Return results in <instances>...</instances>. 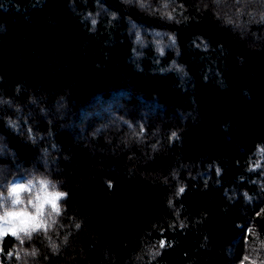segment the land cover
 Listing matches in <instances>:
<instances>
[{
    "label": "trees",
    "instance_id": "obj_1",
    "mask_svg": "<svg viewBox=\"0 0 264 264\" xmlns=\"http://www.w3.org/2000/svg\"><path fill=\"white\" fill-rule=\"evenodd\" d=\"M260 149L264 0H0L2 264H264Z\"/></svg>",
    "mask_w": 264,
    "mask_h": 264
},
{
    "label": "snow or ice",
    "instance_id": "obj_2",
    "mask_svg": "<svg viewBox=\"0 0 264 264\" xmlns=\"http://www.w3.org/2000/svg\"><path fill=\"white\" fill-rule=\"evenodd\" d=\"M95 21H93V24ZM262 153H264V149H260ZM40 183L44 185L45 189H49V187L52 188V192H46L45 196L43 198V201L39 204V206L31 205V207L35 210V216L29 217L33 220V223L29 226L25 223V217L27 216V213L22 212L20 214L6 217L4 220L0 221V236L7 235L9 232H11L12 236H18V233H24L26 236H30L32 232L43 230L47 231L49 225L44 222V206L45 204L49 205V212L48 216L51 217L53 213L59 214L61 209L57 206V201L61 200V198L66 197L67 193L65 192H58L55 190V186L51 185L50 182L47 180H40ZM23 185L24 183H14L13 190L19 191V188H16V185ZM179 191L182 193L184 191V188L181 187ZM3 193V192H0ZM40 198L37 197V200ZM8 206H11V202L8 201ZM2 211V209H0ZM36 217H40V222H36ZM161 247L165 245L164 241L160 242ZM248 257L244 256L241 259V264H243L244 260H247Z\"/></svg>",
    "mask_w": 264,
    "mask_h": 264
},
{
    "label": "clouds",
    "instance_id": "obj_3",
    "mask_svg": "<svg viewBox=\"0 0 264 264\" xmlns=\"http://www.w3.org/2000/svg\"><path fill=\"white\" fill-rule=\"evenodd\" d=\"M40 180L37 178L36 181H29L23 185H16V188H19V191L13 190V185H10L7 190V201L11 202V206H6V204L0 200V221L4 220L6 217L14 216L25 212L27 206L39 204L43 201L45 193L48 189L44 188V185L40 183ZM4 197V193H0V198ZM37 197L40 199L37 200Z\"/></svg>",
    "mask_w": 264,
    "mask_h": 264
},
{
    "label": "rangeland",
    "instance_id": "obj_4",
    "mask_svg": "<svg viewBox=\"0 0 264 264\" xmlns=\"http://www.w3.org/2000/svg\"><path fill=\"white\" fill-rule=\"evenodd\" d=\"M14 183H25V182H22L21 180H15L12 182V184ZM56 203H58V201ZM45 206H47V204H45ZM29 207L31 206L29 205ZM29 207H26V210H25V213H27V216L25 217V223L30 226L33 223V220L30 219L29 217L35 216V210L32 207L31 208ZM36 220H37V217H36ZM8 234H11V232H9ZM4 236H0V250H1V240ZM0 264H2L1 261H0Z\"/></svg>",
    "mask_w": 264,
    "mask_h": 264
}]
</instances>
